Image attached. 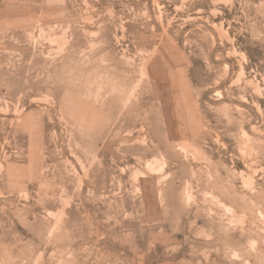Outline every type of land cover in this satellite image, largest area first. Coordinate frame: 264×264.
<instances>
[{
    "label": "rangeland",
    "instance_id": "obj_1",
    "mask_svg": "<svg viewBox=\"0 0 264 264\" xmlns=\"http://www.w3.org/2000/svg\"><path fill=\"white\" fill-rule=\"evenodd\" d=\"M0 264H264V0H0Z\"/></svg>",
    "mask_w": 264,
    "mask_h": 264
}]
</instances>
